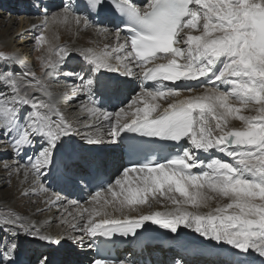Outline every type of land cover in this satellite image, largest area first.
I'll use <instances>...</instances> for the list:
<instances>
[{
	"label": "snow or ice",
	"instance_id": "obj_1",
	"mask_svg": "<svg viewBox=\"0 0 264 264\" xmlns=\"http://www.w3.org/2000/svg\"><path fill=\"white\" fill-rule=\"evenodd\" d=\"M109 12L122 18L127 32L122 43L119 31L116 37L117 52L123 55L97 54L91 48L80 52L89 65V75L78 76L71 98L77 99L76 93L89 98L93 106L84 104L81 110L92 123H84V127L96 133L95 137L85 133L83 138L89 144H99L106 135L109 142L118 144L124 139L122 134L130 133L177 145L184 141L188 146L178 148L163 162L151 158L136 162L123 169L114 185L97 190L91 199L100 207L85 209L87 217L80 213L83 222L73 228L84 235L73 240L82 243L85 235L106 241L117 234L136 236L149 221L177 233L183 224L240 254L255 252L264 264V0H150L144 7L133 0H80L76 5H63L58 18L65 22L71 18L87 28L91 17ZM97 28L103 30L99 25ZM43 40V34L36 37L38 43ZM67 55L65 48L58 47L44 64L45 77L53 78ZM16 64L23 62L14 54L0 52V134L15 156L35 150L27 157V164L16 160L15 171L19 175L23 170L25 177L31 174L39 180L56 162L62 139L78 134V130L58 107L48 82L26 67L16 73ZM102 70L142 81L139 96L127 111L121 108L115 113V119L95 105L91 96L95 74ZM201 78L207 83H199ZM190 81H197L203 91L179 98L182 92H195ZM146 82L155 86L149 89L144 86ZM161 99L168 101L162 110L154 103ZM101 119L107 124H101ZM234 120L241 126H233ZM212 151L224 154L229 161L198 159V152ZM198 167L204 170L194 173ZM4 168L11 172L6 162ZM131 172L139 174L136 186L125 189ZM102 191L110 193L112 199L102 198ZM121 194L123 198L117 203ZM223 199L229 202L221 204ZM213 200L217 206L202 214L200 209L210 208ZM153 201L162 207H167L168 201L175 207L138 217L124 214L126 208L134 210L132 206L151 208ZM108 205L121 215L108 212ZM0 231L8 236L23 232L48 243L60 242L41 234L35 225L14 213L0 217ZM15 248L14 241H4L2 264H13ZM41 264H46V259ZM92 264L127 261L98 258ZM175 264L183 262L177 260Z\"/></svg>",
	"mask_w": 264,
	"mask_h": 264
},
{
	"label": "bare ground",
	"instance_id": "obj_2",
	"mask_svg": "<svg viewBox=\"0 0 264 264\" xmlns=\"http://www.w3.org/2000/svg\"><path fill=\"white\" fill-rule=\"evenodd\" d=\"M31 1L32 4H35L33 0ZM66 1L67 4L70 1H72L74 5L79 3L78 0ZM133 2L137 4V6L144 7L148 4V2H150V0H133ZM56 15L57 16H55L51 20H49L50 18H47L49 22L46 26V30H44L45 32H43V42L48 47L46 48L47 53L46 56L43 57H40L36 54V57L41 58L38 59L39 61L37 63V67H42V65H40V61L44 62L48 58H52L54 55V51L57 50L58 47L65 48L69 55L64 57L62 64L58 67L57 71L54 73L53 78H51L50 80L45 77L44 69L40 70L37 74H43L41 78L45 79L48 82L49 90L52 92L58 107L61 109L67 120L72 122L75 128L78 130L77 135L80 137L79 139L82 140V142L80 140L79 142L87 146V152L95 155L91 156L87 160L84 157H72L71 161H67L68 157H71L69 156V152L74 150L72 148L76 147L74 145V141H77V139L74 138L76 136L74 135V133L72 137H64L62 139V142L57 148L56 162L52 165L51 168H46L45 170L47 171V173H51L54 176H56V173L58 171H60L61 173L65 172L66 176H64L63 178L64 182H66H63L64 184H60L57 181L54 182L50 180V183H52V186L54 188L63 190L67 192L68 195H72L73 187L78 188L82 186L83 188H85L82 193L87 196L88 194L94 192V190L90 186V180H95V178L99 174L113 179L114 182L116 179L122 177V164L124 165L122 144L124 143V139L118 144H112L108 141V138L105 135L104 142L99 144H89L87 143L86 139L83 138V134L85 133L92 134L94 137L96 133L95 129H86L84 127V123H92L91 120H88V114L81 110L82 105L84 104H88V106L90 107L93 106V104L89 101V98L81 93H76L77 99L71 98L73 84L79 83L78 76L89 75L87 71L89 65L85 63L82 56L80 55V52L92 47L91 49L97 54H103L107 52L114 56L116 54L123 55V53L117 52L118 41L116 37L118 30L116 29L114 22L110 21L107 17H103V21H101L100 23H97L95 22V20L90 19V23L94 27L90 30H85L83 28L80 29L81 26H84L83 24L76 25L71 20V18H69V20L65 22L62 19L58 18V14ZM31 19L32 18H30V21H28L29 19H23V21L20 19L21 24L15 32H11L14 22L12 20H5L6 23L8 22V24H6L8 27L6 30L1 29L0 31V52H11L12 55H16L19 60L22 61L21 58H23V54H21V51L19 49H14V36L17 35L21 37V39H23L21 41L22 44H34L36 42V36L40 32V25L43 21V18L32 19L34 21H32ZM91 21H93L94 24ZM2 23H4V21ZM96 25H99L103 30H99ZM114 30H116L115 33H113ZM26 32L29 34H26ZM193 34L198 33L194 32ZM119 36V43H122L124 36L120 33ZM25 38L26 40H24ZM31 45L28 44L27 46L30 47ZM34 47L35 45L33 46V49ZM22 62L23 64L15 65L14 70L19 71L21 67L24 69L25 67L27 69H32L28 61ZM112 62L116 63L114 60ZM66 69L79 72L76 75H73L69 73V70ZM102 72H104V78L100 79ZM111 74H114L116 76L110 78ZM105 75H108L107 79ZM95 79L96 83L94 84L91 92L92 99L95 101V105L99 106L101 110L112 113V119H115V113L117 112H111L114 109L113 106L106 105L105 103H103L102 99H117L120 102L127 101L126 105L124 106V109L127 111L128 105L131 104V102L136 99L141 92L140 79H137L135 77H127L121 73H113L108 72L107 70H102L100 73L95 74ZM201 81H205V84L207 83L204 78H201L200 82ZM190 85L195 88V92H182L180 96L181 99L182 97L188 95L200 94L203 91V88L202 90L196 89L198 85L197 81H190ZM180 87L184 86L180 85ZM221 87L223 88V86ZM138 88L139 90H137ZM135 91H137L138 95H135ZM65 93H67L68 95H65ZM154 103H159L161 105V110L167 105L166 100L163 99L155 101ZM134 107L132 109L133 111ZM100 123L105 125L107 124V122L103 121L102 119ZM232 125L235 127H240V122L234 120L232 121ZM106 130V127L102 129L103 132H106ZM66 140L67 142H65ZM0 141L2 144H9L6 142V139L4 136H2V134H0ZM104 147H108L109 150L100 151V149H98ZM32 151L33 150L30 149L26 154L15 156L13 164L16 165V160H19L22 164H27V155L28 153H32ZM12 154H14V152ZM197 156L199 160L205 162L207 161V156H209L210 158H219L223 161L229 160L227 156L219 153L218 151H212L209 153L198 152ZM6 163L8 165L10 164L8 162ZM0 167L3 170L0 171V189H3L4 186L8 184L6 180L8 179V177H10L11 172H13V180L9 192L5 194L7 192L6 190H0V217L10 213L18 214L20 217L24 218L25 221L35 225L36 229H38L41 234L51 235L56 240L62 237V239L65 241V238L80 237L81 235H84L79 231L78 228H73L74 224L83 222L79 219L80 213L83 212L82 210L78 209V211H66V207H63L62 211L59 212L63 217L60 223L62 224V226L59 229V233L56 230H51V219L49 217L43 218L38 214L40 212L50 213L59 210L62 205L61 200H58L54 197V194H52L51 192V188L49 191L48 188L43 185L41 177L39 178V180H37L31 174L25 177L23 170L18 175L15 171L14 166H10L11 172L5 171L4 163L3 165H0ZM195 169L196 170L194 171V173H199L204 170L199 167ZM197 170H199V172ZM4 172H6L5 178H3ZM81 175H84L85 178L82 182H78L77 179H79ZM138 176V173L131 172L127 177L128 183L124 185V188L127 189L129 186L135 187ZM114 190L118 193L120 192L119 187H116ZM73 192L76 193V191ZM101 195L102 198H107L109 200L112 199L111 195H109L108 193L102 192ZM175 195L178 196L179 194ZM122 198V194L118 196L117 203L118 200ZM26 200H28V203ZM34 202L37 204L33 205ZM226 202L229 201L227 199H223L220 203L226 204ZM101 203H103V199H101ZM165 203L167 204V207H162L155 201L152 202L151 208H149L147 205L132 206V209L134 210L126 208L124 209V214L132 217H138L140 214H148L151 211L168 212L174 209V205L170 204L168 201H165ZM83 207H86L88 210H92L93 208H99L100 205L95 204L94 202H92V200H88L87 205ZM186 207H188L189 210H194L191 209L190 206ZM203 210L204 208L200 209V212L202 214L205 213ZM107 211L117 217L121 215L120 212L114 211L111 205L107 206ZM87 214V212H84L85 217H87ZM97 219H99V217H97ZM188 229L192 233H189L191 234L190 236H185V234H188L186 228L183 226V224L179 225L177 233H173L172 239L166 244L150 243L146 240L139 239L134 241V243L130 246L126 245V247H124V243L115 245L113 244V246L115 249H117L116 253L118 257L123 261H127V264H131L132 262L140 264L141 261L145 260H149L150 262H152V264H165L166 261H170L174 257L176 258V256L182 259L184 264H220L225 262H227V264H241V262H243V264H261L262 258L259 257V255L255 252H251L249 254H240L237 250L233 249L229 245L225 244L224 247V244H218L215 241L202 237L199 233H196L192 229ZM1 235L2 231H0V236ZM2 236H6V238L8 237L7 233L5 232ZM12 238V240H15V242H22L25 246V249H22V252L18 253V256L16 252L14 253L13 261L20 260L24 252L33 250L35 247H38L39 242H42V240H40L39 238L24 234L23 232H21V234L19 235L13 236ZM77 242L79 246L81 245L82 255L77 259H73L65 255L61 257L62 261L59 262L60 264H90V261L95 259V256L93 254V247L95 244L99 243L97 237H95L94 239H89L85 235L82 243L78 239ZM42 243L51 244V247L48 246L47 249L53 253H58V251L61 249V245L63 244H60V248H56V243H48L46 241H43ZM18 248L21 249V247L19 246L17 247V249ZM126 254H128L127 257ZM197 254H199L200 256H197ZM146 264L149 263L147 262Z\"/></svg>",
	"mask_w": 264,
	"mask_h": 264
},
{
	"label": "rangeland",
	"instance_id": "obj_3",
	"mask_svg": "<svg viewBox=\"0 0 264 264\" xmlns=\"http://www.w3.org/2000/svg\"><path fill=\"white\" fill-rule=\"evenodd\" d=\"M145 1H147V0H145ZM33 2H35V4H32L31 0H0V31H1V29H5V30L7 29L8 26L6 24H8V22L6 23V21H9V20H12L14 22V24L12 25L11 32H15L21 24L20 19L22 21H23V19H29L28 21H30V18H32V19L43 18V21L41 22V25H40L41 26L40 32L38 34V35H41V34H43V32H45L44 30H46V26L48 25L49 20H51L55 16H57L56 14L62 13L63 12V5L67 4V1H65V0H33ZM72 4L74 5L73 2H72ZM45 14H47V16ZM47 18H50V19L47 20ZM44 20H45V23H44ZM3 21H4V23H2ZM32 21H34V20H32ZM91 22L94 24L93 21H91ZM93 27L94 26L91 24L90 27L85 28L84 26H81L80 29L83 28L85 30H90ZM96 27H97V25H96ZM115 32H116V30L113 31V33H115ZM26 34H29V33L26 32ZM75 35H76V31H75ZM29 37H31V36H29ZM14 39H15L14 40V49H19L21 51V54H23V58H21L22 61H26V62L28 61V63L32 67V69H30V70H32L37 77L41 78L43 76V74H37V73L43 69L46 71V69L44 67V64L46 61H44V62L40 61V65H42L41 68L37 67V63L39 61L38 59H41L40 58L41 56L42 57L46 56V53H47L46 48H48L47 45L43 41L40 43H38L36 41L34 44L33 43L22 44L21 41L23 39H21V37H19L17 35L14 36ZM24 40H26V38ZM28 44H30V45L33 44V45L28 47L27 46ZM34 45H35V47L33 49ZM5 52L7 54L12 55L11 52H8V51H5ZM36 54L40 57L39 58L36 57ZM33 68H34V70H33ZM23 70H24V68L21 67V69H19V71H17V70H14V71L19 74ZM66 70H69V69H66ZM78 72L79 71L69 70V73H71L73 75H76ZM114 76H116V75L111 74L110 78H113ZM105 77L107 79L108 75H105ZM103 78H104V72H102L101 76H100V79H103ZM74 79H76V78H74ZM199 83H205V81H201ZM196 89L202 90V88L199 86H197ZM137 90H139V88ZM222 90H223V88H222ZM134 93H135V95H138L137 91H135ZM107 100H113V99H107ZM166 102H168V101H166ZM103 103H104V101H103ZM107 103H108L107 105L110 106L109 105L110 102H107ZM126 103H127V101L123 102L119 108L113 109L111 112H115V111L118 112V111H120L121 108L124 109L125 108L124 106L126 105ZM244 114L255 115L254 112H248V111H245ZM239 126H241V124ZM74 135H76L74 138L77 139V141H74L75 142L74 145L76 147L72 148L74 150L69 152V156H71V157H68V160L67 159L66 160L71 161L72 157H84L87 160L91 156H94L95 154L87 152V146H85L81 143L82 140L79 139L80 137L77 134H74ZM79 140L81 142H79ZM65 142H67V140ZM38 148H39V144L37 145V150H38ZM98 149H100V151L109 150L108 147L107 148L106 147L98 148ZM34 151L35 150H33L32 153ZM12 153H13V149H12L11 145L5 144V143L2 144L0 141V165H3L4 162H8V163H10L9 166H11V167L14 166V168H15L16 165L13 164L15 155ZM32 153H28L27 157L33 155ZM59 153H58V155H59ZM206 158H207L206 162H208L209 160L212 159L209 156H207ZM225 161H229V160H225ZM0 171H3L1 167H0ZM197 171L199 172V170H197ZM5 174H6V172H4L3 178L6 177ZM84 175H81L80 178L77 179L78 182L83 181V179L85 178ZM64 176H66L65 172L61 173L60 171H58L56 173V176H54L51 173H47L46 170H44V175L41 176L43 185H45V187L48 188L49 191L51 188L52 194H54V197L56 199L58 196V200H61L62 205H61V208L57 211L50 212V213L49 212L48 213L47 212H40L38 215L42 216L43 218L49 217L51 219V224H52L51 230H54V231L56 230L58 233H59L60 227L62 226V224H60L61 220L63 219L62 215L59 212L62 211L63 207H66V209H65L66 211H68V210L78 211V209H79V210H82L84 212V210L87 208L83 207V206L87 205L88 200H92L91 198L94 195V194L90 193L86 196L84 193H82L85 189L82 186H80L78 188L73 187L72 189H73V191H76V193L72 191V195H68L67 192H65L63 190H58L57 188H54L52 186V183H50V180H52L54 182L57 181L60 184L61 183L64 184L66 182V181L64 182V178H63ZM12 180H13V172H11L10 177H8V179L6 180L8 182V184L6 186H4L3 189H0V190H6L7 192L5 194H7L9 192V190L11 189ZM111 180H112V182L110 184H113L114 181H113V179H111ZM52 187H53V189H52ZM79 189L81 190V192ZM108 194L111 195L110 193H108ZM62 197H63V199H62ZM26 201L28 203V200H26ZM72 201H76L77 203L72 204L71 203ZM219 202H221V201H219ZM226 203H228V202H226ZM36 204L37 203H35V202L33 203V205H36ZM216 206H217V200H213L210 202V208H204L203 211L206 213L207 211H210V209H213ZM186 230H187L188 234H185V236H190L191 234H189V233H192V232L188 228H186ZM3 234H4V232L2 231V235ZM2 235L0 236V251L4 250V241L5 240L15 242V240H12L13 236H8L6 238V236H2ZM65 239H66L65 241L62 239V237H60L58 239L60 242H59V244H56V248L57 247L60 248V244L63 243L61 245V249L58 251V253L50 252L47 249V247L48 246L51 247V244H44V243H42L43 242L42 241V242L38 243L39 244L38 247H35L33 250H28V251L24 252L23 255L21 256V259L18 261L17 260L13 261V264H41V261L45 260V259H46V264H60L59 262L62 261L61 257L65 256V255H67L68 257H71L73 259L79 258L82 255L81 245L79 246L77 240L74 241L73 238H71V237L65 238ZM152 242H155V241H152ZM158 243H162V242H158ZM15 244H16L15 252L18 256L19 255L18 253L22 252V249L24 250L25 246L22 242H15ZM18 246L21 247V249L20 248L17 249ZM224 247H225V244H224ZM127 256H128V254H126V257ZM197 256H200V255L197 254ZM171 263H172V261H170L168 264H171ZM0 264H2V262H0ZM131 264H136V262H133ZM142 264H144V263H142ZM220 264H227V262L220 263Z\"/></svg>",
	"mask_w": 264,
	"mask_h": 264
}]
</instances>
